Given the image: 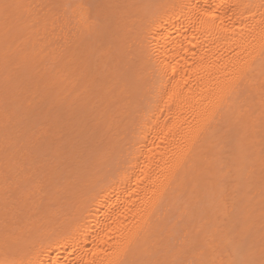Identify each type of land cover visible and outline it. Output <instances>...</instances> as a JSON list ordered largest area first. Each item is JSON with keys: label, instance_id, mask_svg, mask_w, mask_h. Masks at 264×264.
I'll use <instances>...</instances> for the list:
<instances>
[{"label": "rangeland", "instance_id": "obj_1", "mask_svg": "<svg viewBox=\"0 0 264 264\" xmlns=\"http://www.w3.org/2000/svg\"><path fill=\"white\" fill-rule=\"evenodd\" d=\"M80 1L95 28L83 51L74 50L76 39L67 43ZM171 1L21 0L0 17L7 22L0 36V162L8 159L0 164L2 234L15 228L32 249L44 227L83 221L90 196L127 165L150 113L167 97L148 93L152 66L129 42ZM255 92L240 108L242 119L234 115L221 128L208 159L212 173L203 163L197 183L174 198L157 244L139 264H264V96Z\"/></svg>", "mask_w": 264, "mask_h": 264}, {"label": "bare ground", "instance_id": "obj_2", "mask_svg": "<svg viewBox=\"0 0 264 264\" xmlns=\"http://www.w3.org/2000/svg\"><path fill=\"white\" fill-rule=\"evenodd\" d=\"M4 2L0 0L1 19ZM73 19L67 43L76 39L74 50L83 51V40L95 32L85 2L73 10ZM6 23L0 22V36ZM140 35L129 46L136 44L141 62L152 66L146 68L148 93L167 92L166 103L149 112L153 119L127 165L90 196L92 208L83 221L44 227L39 233L44 238L32 249H25L22 232L8 226L6 236L0 231V264H139L140 256L157 244L174 198L190 188L187 184L197 183L203 163L208 166L205 174L212 173L208 159L221 128L234 115L241 116L248 94L262 89L264 96V0H172L149 17ZM30 54L17 59L27 61Z\"/></svg>", "mask_w": 264, "mask_h": 264}, {"label": "snow or ice", "instance_id": "obj_3", "mask_svg": "<svg viewBox=\"0 0 264 264\" xmlns=\"http://www.w3.org/2000/svg\"><path fill=\"white\" fill-rule=\"evenodd\" d=\"M4 9L7 11L10 8L19 7L18 5L5 4L3 5Z\"/></svg>", "mask_w": 264, "mask_h": 264}]
</instances>
